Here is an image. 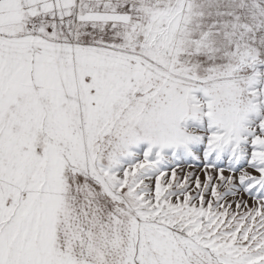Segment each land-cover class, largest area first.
Masks as SVG:
<instances>
[{"label": "snow or ice", "instance_id": "1", "mask_svg": "<svg viewBox=\"0 0 264 264\" xmlns=\"http://www.w3.org/2000/svg\"><path fill=\"white\" fill-rule=\"evenodd\" d=\"M0 264H264V0H0Z\"/></svg>", "mask_w": 264, "mask_h": 264}]
</instances>
